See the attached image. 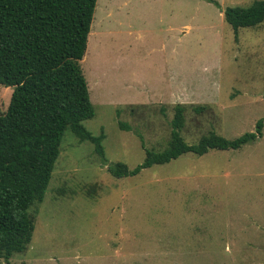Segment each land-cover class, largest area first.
<instances>
[{
    "label": "rangeland",
    "instance_id": "1",
    "mask_svg": "<svg viewBox=\"0 0 264 264\" xmlns=\"http://www.w3.org/2000/svg\"><path fill=\"white\" fill-rule=\"evenodd\" d=\"M214 1L97 0L80 66L94 107L83 126L104 135V159L65 131L31 241L5 264H264V127L239 150L107 171L163 150L177 104L189 144L264 118V22L235 34L223 19L258 0ZM12 93L0 85V113Z\"/></svg>",
    "mask_w": 264,
    "mask_h": 264
},
{
    "label": "trees",
    "instance_id": "2",
    "mask_svg": "<svg viewBox=\"0 0 264 264\" xmlns=\"http://www.w3.org/2000/svg\"><path fill=\"white\" fill-rule=\"evenodd\" d=\"M219 8L214 0H205ZM97 0H0V85L13 87L10 104L0 113V260L8 263L26 251L35 228L29 210L42 203L65 131L93 145L102 160L104 135H92L83 122L94 107L80 62ZM224 21L237 34L264 22V0L247 7H226ZM193 110L200 113L203 107ZM185 108H173L170 134L161 151L144 150L133 169L117 162L107 168L114 178L138 175L181 155L202 156L211 150L235 151L262 136L264 118L255 132L227 139L213 131L196 143L181 133ZM121 127L126 128L125 125ZM143 147V145H142ZM1 264V263H0Z\"/></svg>",
    "mask_w": 264,
    "mask_h": 264
}]
</instances>
